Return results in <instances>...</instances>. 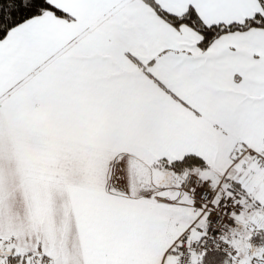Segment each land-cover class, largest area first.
Wrapping results in <instances>:
<instances>
[{"label":"snow or ice","instance_id":"6c2138e0","mask_svg":"<svg viewBox=\"0 0 264 264\" xmlns=\"http://www.w3.org/2000/svg\"><path fill=\"white\" fill-rule=\"evenodd\" d=\"M0 264H264V0H0Z\"/></svg>","mask_w":264,"mask_h":264}]
</instances>
